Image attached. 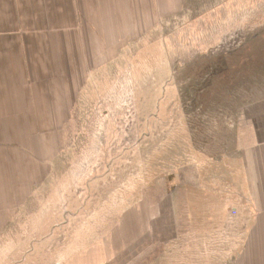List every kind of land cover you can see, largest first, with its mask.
I'll use <instances>...</instances> for the list:
<instances>
[{
  "label": "rangeland",
  "instance_id": "obj_1",
  "mask_svg": "<svg viewBox=\"0 0 264 264\" xmlns=\"http://www.w3.org/2000/svg\"><path fill=\"white\" fill-rule=\"evenodd\" d=\"M90 78L65 151L29 206L34 234L24 223L8 237L6 259L78 263L127 212L150 218L177 196V238L125 264H226L244 233L239 199L208 179L222 177L237 119L264 108V0H197Z\"/></svg>",
  "mask_w": 264,
  "mask_h": 264
},
{
  "label": "crops",
  "instance_id": "obj_2",
  "mask_svg": "<svg viewBox=\"0 0 264 264\" xmlns=\"http://www.w3.org/2000/svg\"><path fill=\"white\" fill-rule=\"evenodd\" d=\"M196 1L0 0V264H32L8 261L7 239L20 235L24 223L34 234L29 206L65 151L66 124L90 77L110 67L125 44L152 34ZM236 125L223 152L222 177L208 179V189L222 187L239 199L234 211L244 233L226 264H264V108L246 110ZM177 217V196L174 206L164 199L150 218L144 210L129 211L103 249L69 264H125L151 245L175 240Z\"/></svg>",
  "mask_w": 264,
  "mask_h": 264
},
{
  "label": "built area",
  "instance_id": "obj_3",
  "mask_svg": "<svg viewBox=\"0 0 264 264\" xmlns=\"http://www.w3.org/2000/svg\"><path fill=\"white\" fill-rule=\"evenodd\" d=\"M234 212H236V211H234Z\"/></svg>",
  "mask_w": 264,
  "mask_h": 264
}]
</instances>
